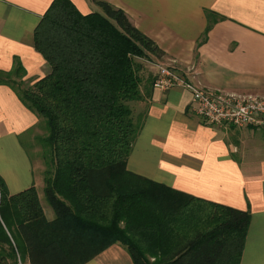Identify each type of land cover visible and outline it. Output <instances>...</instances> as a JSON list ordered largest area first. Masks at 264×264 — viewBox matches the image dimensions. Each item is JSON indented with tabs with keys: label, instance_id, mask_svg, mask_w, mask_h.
I'll return each instance as SVG.
<instances>
[{
	"label": "trees",
	"instance_id": "16d2710c",
	"mask_svg": "<svg viewBox=\"0 0 264 264\" xmlns=\"http://www.w3.org/2000/svg\"><path fill=\"white\" fill-rule=\"evenodd\" d=\"M92 1L100 12L53 0L42 16L34 48L46 75L24 87L18 66L19 82L0 79L45 125L43 195L55 215L46 220L35 188L9 195L0 180V264H86L115 244L133 264H239L248 211L127 169L164 53L122 10Z\"/></svg>",
	"mask_w": 264,
	"mask_h": 264
},
{
	"label": "crops",
	"instance_id": "0c3cea01",
	"mask_svg": "<svg viewBox=\"0 0 264 264\" xmlns=\"http://www.w3.org/2000/svg\"><path fill=\"white\" fill-rule=\"evenodd\" d=\"M52 1L0 0V73L20 66L28 85L48 73L35 51L34 32ZM70 1L82 15L100 12L92 0ZM99 1L122 10L163 51L153 68L155 77L157 67L164 65L205 92L264 96V0ZM140 107L144 121L127 169L194 198L248 211L239 264H264V150L253 141L264 130L203 124L182 87L152 89ZM39 124L16 93L0 85V180L9 195L35 188L46 220L52 221L55 215L43 195V169L32 163L19 141ZM86 264L133 262L115 244Z\"/></svg>",
	"mask_w": 264,
	"mask_h": 264
},
{
	"label": "built area",
	"instance_id": "2783aa9c",
	"mask_svg": "<svg viewBox=\"0 0 264 264\" xmlns=\"http://www.w3.org/2000/svg\"><path fill=\"white\" fill-rule=\"evenodd\" d=\"M182 87L191 95V109L206 125L264 130V96L205 92L189 83L169 66H158L152 88L166 91Z\"/></svg>",
	"mask_w": 264,
	"mask_h": 264
},
{
	"label": "rangeland",
	"instance_id": "374dc122",
	"mask_svg": "<svg viewBox=\"0 0 264 264\" xmlns=\"http://www.w3.org/2000/svg\"><path fill=\"white\" fill-rule=\"evenodd\" d=\"M160 66H164V65H160ZM154 68V67H153ZM9 79L10 80H15L17 82H19L20 80L18 79L19 77H17L16 75H14L13 73L8 74ZM4 75H0V79L4 78ZM17 77V78H15ZM24 87L26 86H30L28 84H26L24 82ZM234 132L236 131L235 129H232ZM46 134V130H45V125L43 123H41V125L37 128V130L35 132H30L24 136H22L20 138V145L22 146L23 150L26 152L27 156L30 158V160L32 161V163H36V164H40L42 169L44 170L43 167V160L41 158V150L42 146L41 143L39 141V139L41 137H44ZM255 137L253 138V141L256 142L257 149L259 150H264V132L263 131H257L254 135ZM252 142V143H254ZM21 262H18V264H20ZM10 264V263H9Z\"/></svg>",
	"mask_w": 264,
	"mask_h": 264
}]
</instances>
